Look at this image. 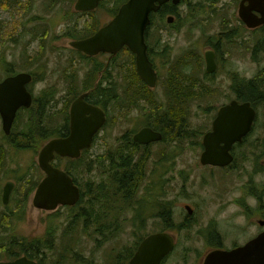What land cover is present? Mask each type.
Instances as JSON below:
<instances>
[{
    "label": "rangeland",
    "instance_id": "374dc122",
    "mask_svg": "<svg viewBox=\"0 0 264 264\" xmlns=\"http://www.w3.org/2000/svg\"><path fill=\"white\" fill-rule=\"evenodd\" d=\"M75 1L0 0V60L8 68L11 65L14 73L34 74V83L29 85L34 98L44 91L53 90L54 101L47 109L53 118H57L52 135L63 131L64 124L60 118L73 93L91 72L89 67H103L108 59L107 56L87 59L77 54L68 45L75 40L72 36L89 35L95 24L99 26L111 18V10L123 0H102L101 6L91 14L75 12ZM238 1L185 0L183 6L178 7L180 18L174 24L175 28L166 24L165 27H158L162 29L152 31L154 40L163 42L159 46H155V41L150 43L156 52L153 63L159 74L154 90L143 88L132 75L129 57L121 55L115 60L120 73L113 85L117 100L102 104L106 112V124L82 156L81 162L74 164L76 169L79 168L77 181L81 191H85L87 186L96 190L98 183L103 180L102 171L111 154L120 145L117 144L118 139H125L128 133L132 135L137 132L145 122H157L156 114L149 113V100H164V67L166 70L168 64L176 58L186 54L202 58L208 49L205 45L220 36V73L213 82L214 89H208L207 98L191 106L189 113L185 112L189 122L186 132H191L192 128L205 131L210 121L208 114L212 115L214 108L233 98L230 80L225 75L228 66L245 79L253 78L260 70L264 73V52L256 51L255 59L258 63L251 56L261 32L245 33L237 21ZM229 30L238 36L234 39L235 43H232L235 50L227 52L228 44L224 38ZM165 46L162 59L159 55ZM3 75L4 72L0 71V80ZM106 86L109 84L103 82L102 87ZM128 87L138 103H125L129 101ZM142 98H146L145 101ZM36 101L38 105L39 100ZM256 109L259 111L254 121L256 124L240 150H236L237 160L230 169L201 167L198 163L201 149L183 136L174 140L175 144L154 143L139 151L132 150L135 160L146 153V174L150 172V178L161 188L154 195L152 203L144 200L143 196L136 197L131 211L122 214L125 227L110 241L92 229L82 232L78 226L71 228L69 215L59 209L55 216L57 222L53 225L58 231L57 236H54L57 244L54 254L66 259L75 257L80 264H106L110 253L113 256L120 252L125 254L134 247L139 237H146L162 229L163 223L157 217V202H164L163 206L168 209L173 208V228L184 219L190 220L195 226L194 229L188 228L182 232H170L177 238L178 245L163 264H202L205 255L213 248L205 244L203 236L196 235L198 231L206 236L209 229L212 232L214 230L221 237L225 249L243 245L255 237L262 229L257 222L264 221V200L259 203L250 197V189L259 188L256 191H264V173H260V167L264 166L261 155L264 148L253 142H264V104ZM43 144L37 141V144L27 145L25 149H21L18 144L19 149H15L3 141L0 122V198L5 184L12 183L7 206L3 207L0 201V245L3 240L31 242L45 234L51 213L36 210L31 204L34 192V188L31 190L32 185L43 177L41 172L37 173V158ZM69 166L71 164L64 161L59 165L61 168ZM157 167H160L159 175L153 173ZM145 183L146 186L151 184L150 181L147 184L146 178ZM185 206L193 210L190 218L184 211ZM122 208L129 210L127 205ZM67 229H70L71 237L66 236ZM61 235H64L63 240ZM70 247L74 253L69 251Z\"/></svg>",
    "mask_w": 264,
    "mask_h": 264
},
{
    "label": "water",
    "instance_id": "95a60500",
    "mask_svg": "<svg viewBox=\"0 0 264 264\" xmlns=\"http://www.w3.org/2000/svg\"><path fill=\"white\" fill-rule=\"evenodd\" d=\"M169 0H128L121 6L117 15L93 37L84 41L72 42L70 46L87 56L99 53L117 54L126 47L135 55V69L140 79L154 88L156 74L146 54L144 34L150 24L149 15L157 12ZM177 6L180 0H170ZM99 0H78L74 6L76 12H89L96 9ZM238 16L248 29L264 25V0H242ZM173 22L172 17L167 23ZM206 72L212 73L216 66L212 53L205 54ZM31 81L29 74H18L0 83V117L2 129L9 134V128L19 108H29L31 98L25 85ZM86 95L78 97L69 110L70 133L67 138L55 139L46 144L38 155V166L45 177L38 185L32 198L35 209L53 212L59 206H74L80 194L72 180L63 171L54 168L51 161L57 155L61 158L77 159L80 151L90 147L95 133L105 122L104 113L85 101ZM255 111L250 103L239 104L232 101L217 113L212 131L203 137L204 152L200 157L201 165L226 167L233 161L230 153L235 143H240L251 131ZM161 135L148 128L140 130L133 136V141L141 146L161 140ZM12 185L4 188L2 202L7 205ZM191 214L189 207H185ZM260 226L264 223L260 222ZM174 238L167 233L153 234L145 238L138 246L128 264H160L173 250ZM0 264H36L26 257L13 262ZM203 264H264V231L242 247L231 251H213Z\"/></svg>",
    "mask_w": 264,
    "mask_h": 264
},
{
    "label": "trees",
    "instance_id": "16d2710c",
    "mask_svg": "<svg viewBox=\"0 0 264 264\" xmlns=\"http://www.w3.org/2000/svg\"><path fill=\"white\" fill-rule=\"evenodd\" d=\"M126 1L127 0H123L121 4ZM121 4L115 6L116 11L113 15L117 13V10ZM168 14H174L177 17V8L171 5L164 6L158 15H150V28H152V26H154L155 28L161 27L163 24L162 20L164 16ZM98 28L100 27L96 26L95 24L93 31L89 35H87V37L94 34L98 30ZM263 29L264 28H262L261 30ZM83 37L84 35H77L74 36L73 39L76 40ZM262 50L264 51V44L262 46ZM121 55H126L127 57H129V61L132 65L131 72H133L134 76L136 77L137 75L134 68L133 56L125 48L122 49L118 56ZM114 61L115 58H113L112 63H114ZM113 67L114 66L112 64H106L105 66L98 68L96 71H91L89 74H87L82 84L77 88V91L73 93L70 101L73 100L78 94H80V92L92 90L94 85L99 81L98 73L101 71L109 72ZM115 72L119 73L118 70H116ZM102 86L103 81H101L97 86L98 90L94 95L95 101H103L106 100L108 96L113 95L114 88L111 85L106 87ZM189 86H191V83L187 85V87ZM164 90L165 106L163 104H159L156 100H154V102L153 100H149L151 104H156L151 112L156 114L158 120L157 122H150L148 126L163 135V142L166 138H170V141L173 142L174 140L179 139L181 136H183V138L187 140L198 139L195 137L194 133L188 131L186 132L184 124H182V120H184L185 115L184 112H186V108H188L187 102L191 100L194 101L195 99L191 97L192 95H194V92H186L188 90L187 89L185 90V92L180 93L178 90H176V88L166 86ZM103 91L105 92L104 95ZM236 94L239 102H249L255 109L259 105L264 104V75H262V78L256 77L252 80L247 81L244 87L239 86ZM45 95L46 94L43 93V97ZM200 98L201 96L197 97L195 100ZM69 102L66 104L64 113L62 115V120L65 119L63 131L59 134L55 133V136L53 137H64L68 132L67 110ZM92 104L96 105L97 103L92 101ZM42 113H44L43 118ZM46 114V108L44 109V106L40 104L39 110L34 112V128L30 129L32 134H38L41 139L43 138V140L49 138V136L40 134L42 132V129L45 128L46 130L50 131L49 128H47L43 124ZM122 141L125 143V145L122 144V149H117V151H119L118 154L112 155L111 160V157L109 158L105 170L102 171L103 180L98 183L96 190L94 191L93 188L87 186L86 190H83L81 192L80 201L75 206V208L64 210L69 215V226L71 228L74 225L78 226L82 232L92 229L94 232L100 234L101 236H104L106 241H110L115 238L117 236V233L125 227L122 219V214L126 212V210H124L122 207L124 205H128V207L131 208L130 204L131 202H135L138 191L145 187V178L147 175L145 167L146 153H142L138 160H135V156L131 154L132 150L139 151L142 147L134 144L131 141L130 137H126L125 139H122ZM259 147L264 148V142L261 141V145ZM122 151H124L125 153L123 154ZM261 155L264 159V151L261 152ZM63 161L71 164V166L63 168V170L73 179L74 183L79 187L77 177L80 175V172L79 168L76 169L74 167V164H79L81 162V159L77 161H71L68 159L56 158L55 166L59 167L60 163H62ZM260 173H264V167H260ZM37 184L38 183H33L31 188L32 191L33 188L35 190ZM145 194L146 196L150 197V203H152V190L147 189L145 191ZM256 196L259 201H262L264 199V191L261 194L262 198L259 197L258 194ZM86 197L87 201L85 202ZM161 204L162 207L159 208L160 212L157 213L158 217H161L165 228H162L159 232L174 230L175 228L169 226L171 222L172 212L166 206H163L164 202H157V204L155 205L156 207H160ZM49 219L50 220L46 223L47 226L45 234L41 238L34 239L31 242L17 239H15V241L3 240L0 245V261L12 260L20 257V254H22L25 255L28 259L36 261L37 264H61L62 262H64L65 264H69V261L73 262L74 264H80V261L75 257L66 259V257L64 256H58L54 254L55 247L57 245L54 236H57L58 231L57 228L53 225L56 224L57 219L53 217H50ZM183 224L184 225L181 226L183 228H181L180 230H187L188 227H191V223H189L188 220ZM69 231L70 229H67V237H71L72 235V233H69ZM144 238L145 237H139L134 247L129 251L127 250L125 254L123 252H120L116 256H113L110 253L106 264H126L134 254L139 242ZM61 239H64V235H61ZM214 239L218 240L216 236L214 237ZM69 240L73 239H68V241ZM69 251L72 253L71 247L69 248ZM112 253H115V251H112Z\"/></svg>",
    "mask_w": 264,
    "mask_h": 264
},
{
    "label": "flooded vegetation",
    "instance_id": "af4514ba",
    "mask_svg": "<svg viewBox=\"0 0 264 264\" xmlns=\"http://www.w3.org/2000/svg\"><path fill=\"white\" fill-rule=\"evenodd\" d=\"M240 1L241 0L238 1V6H237V13H236L237 21L240 23V26L243 27V29L245 30V33H247L248 31L246 29V26L244 25V23L240 20V18L238 16V8H239ZM170 15H172L175 18V21L178 20L176 15H174V14H170ZM161 31H163V30H161ZM260 32H261V37L260 38L258 37V39L255 41L254 50H252V53H251L252 57H254L256 55L255 54L256 51L262 50V46L264 44V29L261 30ZM236 36H238V35L235 32H233L232 30H229L228 32H226L224 42L228 44V46L226 48L227 52L235 50V48L232 47V43H235L234 39L236 38ZM145 40H146L147 44L155 41V46H159L161 43H163L161 40L159 41V39L154 40V37L151 36L149 33H146ZM221 42L222 41L220 40V36H218L214 41L210 40L205 45L206 47H208V49L203 53L202 58L201 57L197 58L196 56H192L191 54H186V55L180 56V57L176 58L175 60H173L170 64H168L166 70L164 67V74H166V77H165V83H164L163 90H164L165 86L176 88V90H178L180 93H183V92H185V90L188 89L186 92H190V91L194 92V95H192L193 97L201 96L203 98L202 100L207 98L206 96L209 95L208 89H214L213 82L216 80L217 76L220 73L218 58H220L219 54H220V49L222 47ZM153 47L154 46L148 45L146 53H147V57H148L149 61L152 63V67H153L154 71L156 72L157 80H158L159 74H158L155 63H153V60L156 57V52L154 50H152ZM163 47H164V45H163ZM165 51H166V46L164 48V51L160 52V55H159L162 59H164ZM207 53L213 54L214 63L216 66L215 71L210 73V74L206 72L205 54H207ZM118 55H119V53L116 55H112V56L104 55V56L108 57L105 65L106 64H112L114 67L111 68V70L109 72H106V71L99 72L98 73L99 81L94 85L93 89L90 91H85V92L82 91L80 93V95H84V94L86 95L84 98V101L86 103L91 104L95 107H99L100 109H103L101 101H95L94 100V95L97 93V90H98L97 86L101 81H105L108 84H114V82L116 81L117 77L115 76V71L117 70V67H118V64L116 63V61L119 57ZM82 57L87 58V59H94V58H89L85 55H82ZM113 58H115V60H116V61H114V63H112ZM162 67H163V65H162ZM203 67H204V69H203ZM220 67L223 68L222 64H220ZM98 68H100V67H97V68L89 67V70L93 72V71H96ZM129 68L132 70V65L130 62H129ZM225 75L227 76V79L230 80L233 98H230L226 103L222 104L220 107L214 108L212 110V115L208 114V116L210 117V121H208V123L206 125L208 127H206L205 130L209 131L212 128L213 122L217 116L216 113L222 107L229 104L233 100L239 102L237 97H236L237 96V94H236L237 90L239 89V86L244 87L245 83L247 82V79L240 77V75L235 70L233 72L231 70V66H228L226 68ZM8 77H12V76H6L5 78H3V80L8 78ZM3 80H1V81H3ZM33 83H34V80H33ZM189 83H191V86L187 87V85ZM27 90H29V92L32 96V102H33L32 106L29 110H25V109H23V107H21L17 110L16 117L12 121V124L9 128V134L8 135H6L2 129V121L0 119L3 141L6 144L13 146L15 149L19 148L18 144H31V146H33L32 144H37V141L39 143H41L43 141V138L41 139L38 134L34 135L30 131V129L34 128V125H35L34 112L39 110V103L37 105L36 100H38V97L37 98L33 97L32 92H31L30 88H28V86H27ZM133 99H134V95H133V91H132V96L129 100V103L134 102ZM92 101H94L97 104L96 105L92 104ZM207 107H210V106H207ZM102 111L105 113V117H106L105 109ZM256 111H257V113L259 112L258 110H256ZM186 113L184 115V120H182V124L188 123ZM188 113H189V111H188ZM215 114H216V116L214 118ZM23 117H25L24 121L22 120ZM148 125H149V123L145 122L143 127H149ZM17 128H18V131H16ZM195 131H196V133L200 132V131L195 130L194 128L191 129V132H195ZM48 134H51V132L49 131ZM45 136H47V135H45ZM57 138H59V137H53V136L50 137V139H57ZM243 143H245V141ZM117 144H125V143L123 141H120ZM253 144H261V143L259 141H256V142H253ZM232 155L234 157V160H236L235 152H233ZM56 158H58V156H56ZM160 167L155 168V172L158 175L160 172V170H159ZM58 168L63 169L61 167H58ZM6 184H12V183L8 182ZM3 189H2V193H3ZM250 197L255 198L259 202V200L256 198V196L254 194L250 193ZM0 201L2 203V197L0 198ZM8 201H9V199H8ZM3 207H4V205H3ZM158 219L161 221V217H158ZM184 222H186V221H184ZM201 236H203V240H205V244L207 246L213 248L212 251H214V250H222V251L228 250V249L223 248L222 242H221V237L218 234H216V232H214V230L212 232L209 229L207 236H204V235H201ZM215 236L217 237L218 240L214 239ZM238 246H240V245H238ZM234 247H237V246L235 245L232 248H234Z\"/></svg>",
    "mask_w": 264,
    "mask_h": 264
},
{
    "label": "bare ground",
    "instance_id": "6f19581e",
    "mask_svg": "<svg viewBox=\"0 0 264 264\" xmlns=\"http://www.w3.org/2000/svg\"><path fill=\"white\" fill-rule=\"evenodd\" d=\"M107 80V79H106Z\"/></svg>",
    "mask_w": 264,
    "mask_h": 264
}]
</instances>
